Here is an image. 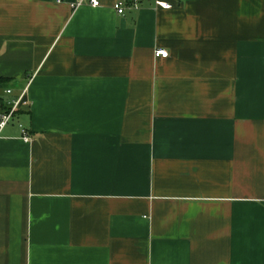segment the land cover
Here are the masks:
<instances>
[{"label": "crops", "instance_id": "1", "mask_svg": "<svg viewBox=\"0 0 264 264\" xmlns=\"http://www.w3.org/2000/svg\"><path fill=\"white\" fill-rule=\"evenodd\" d=\"M100 1L0 0V264H264V0Z\"/></svg>", "mask_w": 264, "mask_h": 264}, {"label": "built area", "instance_id": "2", "mask_svg": "<svg viewBox=\"0 0 264 264\" xmlns=\"http://www.w3.org/2000/svg\"><path fill=\"white\" fill-rule=\"evenodd\" d=\"M90 3L93 5V6H100L101 5V1L100 0H89ZM131 1H134V2H137V0H131ZM160 6L164 7V8H171V4L167 3V2H159L158 3ZM115 9L120 13V14H124L125 13V10L126 8L123 6L122 2L119 1L115 4ZM155 55L157 57H168L169 56V52L167 50H164V49H158L156 52H155ZM11 90H8V93H10ZM23 103H26V101L23 99V95L16 99V100H13L10 102L9 104V111H5L4 113H2L0 115V127H3L5 126L13 117L14 115L16 114V111L18 109V107L23 104ZM22 132H23V136L25 138V140L27 141H30V137L28 135V132L27 130L22 127Z\"/></svg>", "mask_w": 264, "mask_h": 264}, {"label": "trees", "instance_id": "3", "mask_svg": "<svg viewBox=\"0 0 264 264\" xmlns=\"http://www.w3.org/2000/svg\"><path fill=\"white\" fill-rule=\"evenodd\" d=\"M127 1H131V0H127ZM0 81H5V79L0 78ZM6 111H9V105L6 106Z\"/></svg>", "mask_w": 264, "mask_h": 264}]
</instances>
